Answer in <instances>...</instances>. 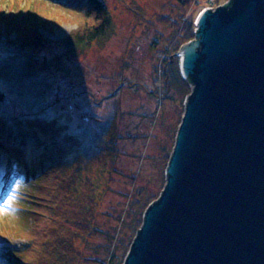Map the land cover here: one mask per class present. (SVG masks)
Instances as JSON below:
<instances>
[{
	"label": "rangeland",
	"instance_id": "1",
	"mask_svg": "<svg viewBox=\"0 0 264 264\" xmlns=\"http://www.w3.org/2000/svg\"><path fill=\"white\" fill-rule=\"evenodd\" d=\"M101 1L109 22L102 36L87 41L79 51L67 52L62 43L74 34L78 23L60 2L0 0V20L6 22L0 25L1 60L10 59L6 51L13 42L8 38L14 40L22 32L20 28L12 30L9 20L25 23L28 11L38 13L43 20H37V29L45 43L33 49L38 58L34 70L40 71L52 88L58 115L82 134L80 142L89 147L90 161L81 179L90 181L81 184V195H94V209L104 232L91 237L85 234L74 241L81 253L76 264H99L88 258L105 256L108 234L116 235L120 216L130 219L126 212L134 195L139 191L145 196L161 193L166 183L167 156L186 99L180 87L166 83L168 57H176L169 51L188 20L193 18L195 24L204 8L227 2ZM83 163L80 161V165ZM20 167L8 178L0 173V262L48 264L45 252L52 250L61 216L54 209L55 202L62 191V180L75 173V166H45L48 171L40 187L36 174ZM49 261L71 264V255L52 256Z\"/></svg>",
	"mask_w": 264,
	"mask_h": 264
},
{
	"label": "water",
	"instance_id": "2",
	"mask_svg": "<svg viewBox=\"0 0 264 264\" xmlns=\"http://www.w3.org/2000/svg\"><path fill=\"white\" fill-rule=\"evenodd\" d=\"M195 24L166 183L122 264H264V0L206 7Z\"/></svg>",
	"mask_w": 264,
	"mask_h": 264
},
{
	"label": "trees",
	"instance_id": "3",
	"mask_svg": "<svg viewBox=\"0 0 264 264\" xmlns=\"http://www.w3.org/2000/svg\"><path fill=\"white\" fill-rule=\"evenodd\" d=\"M57 1L78 23L74 34L64 39L65 42L62 43L67 52L79 51L80 47L86 46L87 41L102 36L103 30L107 28L109 22L108 17L104 14L105 7L101 0ZM21 14L23 15V13ZM25 20H27L26 24L11 20H9L11 23H7L12 30L18 31L20 28L22 32L14 40L7 37L9 41L13 42L12 47L6 51L9 52L6 57H10V59L4 61L0 58V173H5L8 178L23 165L30 174H36L35 181L40 187L41 180L46 178L48 171L45 166L53 167L62 164L75 166V170L73 169L75 173L71 172L65 181L62 180L60 187L62 191L57 195L54 206L56 212H61L60 224L55 231L52 250L45 252V256L47 263L51 264L49 258L52 256L60 257L62 254L70 253L71 264H76L80 261L78 255L81 253L76 249L74 241L77 238H82L85 234L91 237L104 232L94 209V195L84 198L81 195L84 192L81 184L84 181H90L89 178L84 181L81 179L82 170L90 161L89 147L85 142H80L82 134L70 127L69 121L62 120L58 115L56 108L58 100L53 98L52 88L48 86L44 75L40 71L34 70L33 63L38 58L35 57L37 53L33 49L39 48L45 43L40 30L37 29V20L43 19L38 13L30 10L27 12ZM5 23L2 19L0 20L1 26ZM195 29L194 19L191 18L185 24L182 33L179 34V40L174 44L173 50L169 51V54H176L184 43L192 40L195 36ZM167 62L169 71L167 69L166 83L169 87L172 85L180 87L186 98L190 94L191 88L189 80L182 77L180 58L176 56L171 59L169 56ZM17 106L18 112L15 115L12 108ZM82 139L84 140V138ZM171 152L167 156V164ZM80 161L84 163L80 165ZM132 181L135 183V176ZM93 189L92 186L90 191ZM27 193L36 195L35 191ZM159 195L145 196L141 191L134 195L126 212L130 219L124 215L120 216L116 235L108 234L109 244L105 246V256L88 258V260H94L99 264H122L143 222L146 208ZM26 209L32 211L30 207H26ZM18 261L20 264L22 263L20 260ZM0 264L3 263L0 262Z\"/></svg>",
	"mask_w": 264,
	"mask_h": 264
},
{
	"label": "built area",
	"instance_id": "4",
	"mask_svg": "<svg viewBox=\"0 0 264 264\" xmlns=\"http://www.w3.org/2000/svg\"><path fill=\"white\" fill-rule=\"evenodd\" d=\"M178 57L182 59L183 56L181 55V52L178 53Z\"/></svg>",
	"mask_w": 264,
	"mask_h": 264
},
{
	"label": "snow or ice",
	"instance_id": "5",
	"mask_svg": "<svg viewBox=\"0 0 264 264\" xmlns=\"http://www.w3.org/2000/svg\"><path fill=\"white\" fill-rule=\"evenodd\" d=\"M8 199L10 200L11 199V196H9ZM4 203L7 204L8 203V200H5Z\"/></svg>",
	"mask_w": 264,
	"mask_h": 264
}]
</instances>
